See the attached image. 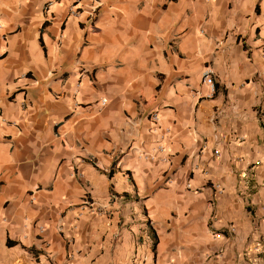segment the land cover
<instances>
[{
  "label": "crops",
  "instance_id": "0c3cea01",
  "mask_svg": "<svg viewBox=\"0 0 264 264\" xmlns=\"http://www.w3.org/2000/svg\"><path fill=\"white\" fill-rule=\"evenodd\" d=\"M101 3L0 0V264H264V0Z\"/></svg>",
  "mask_w": 264,
  "mask_h": 264
},
{
  "label": "built area",
  "instance_id": "2783aa9c",
  "mask_svg": "<svg viewBox=\"0 0 264 264\" xmlns=\"http://www.w3.org/2000/svg\"><path fill=\"white\" fill-rule=\"evenodd\" d=\"M93 8H94V12L97 10V8H99L101 6V0H93ZM70 13L71 14H76L77 10H74L73 8H70ZM91 19V18H90ZM201 82L203 84L208 85L210 88L213 87L214 84V77L212 74V71L208 68L205 67L202 72H201ZM102 104H104V100L101 101ZM150 119L152 120L153 123H156L157 121V113L156 112H151L149 115ZM158 150L162 151L163 147L158 146ZM215 190L217 193H221L222 188L220 185H216L215 186ZM86 204H89L88 202H85ZM217 237H219V234H216ZM141 264H154V262L152 261H148L147 260V256L143 255L142 256V260L140 261Z\"/></svg>",
  "mask_w": 264,
  "mask_h": 264
},
{
  "label": "rangeland",
  "instance_id": "374dc122",
  "mask_svg": "<svg viewBox=\"0 0 264 264\" xmlns=\"http://www.w3.org/2000/svg\"><path fill=\"white\" fill-rule=\"evenodd\" d=\"M152 243H153V241H152Z\"/></svg>",
  "mask_w": 264,
  "mask_h": 264
}]
</instances>
